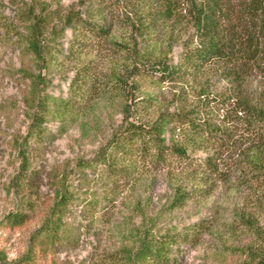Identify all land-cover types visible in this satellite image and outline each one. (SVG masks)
I'll return each instance as SVG.
<instances>
[{"label":"rangeland","instance_id":"1","mask_svg":"<svg viewBox=\"0 0 264 264\" xmlns=\"http://www.w3.org/2000/svg\"><path fill=\"white\" fill-rule=\"evenodd\" d=\"M86 1L0 0V259L134 264L127 252L143 229H196V237L172 246L170 264H253L264 252V177L253 164L258 159L264 166V138L235 109L230 80L217 69L209 78L163 83L133 75V65L144 56L177 60L182 42L190 39L184 19L169 42L162 39L165 32H157L160 50L149 54L134 40L133 28L135 10L149 0H114L99 14ZM69 13L106 23L109 33L94 38L64 27ZM33 23L41 25L40 41L57 49L50 71H39L45 73L49 94L69 96L70 81L79 71H90L94 79V93L77 120L60 127L50 117L40 136L31 134L30 85L19 72L22 67L38 72L23 48ZM75 38L80 47L72 52ZM243 90L247 101L264 106V79L252 73ZM203 96L210 101L206 110L198 106ZM180 109H193L222 130L221 139L190 147L191 157L208 156L216 165L205 178L176 165L137 166L129 175L101 163L88 165L115 130L128 123L150 124L162 112ZM128 163L117 160L114 166L127 168ZM59 190L70 202L59 236L50 244L35 232L54 217ZM181 191L191 197L171 205ZM12 213L22 222H10Z\"/></svg>","mask_w":264,"mask_h":264},{"label":"trees","instance_id":"2","mask_svg":"<svg viewBox=\"0 0 264 264\" xmlns=\"http://www.w3.org/2000/svg\"><path fill=\"white\" fill-rule=\"evenodd\" d=\"M86 3L99 14L109 9L114 0H87ZM135 14L134 40L146 47L145 51L149 54L160 50L156 40L159 38L155 36L157 32H165V36L160 38L169 42L174 38L175 25L182 19L190 31V39L182 42L176 61L160 55L152 58L144 56V60L133 65V75L163 83L204 74L209 78V74L217 69L230 80L237 102L235 109L241 112L247 127L264 138V106L247 101L243 90L252 73L264 79V0H149L147 6L136 9ZM62 24L94 38L107 36L110 28L106 23L99 25L97 21L83 19L74 13L64 17ZM40 26L33 23L28 35L23 38V48L38 72L25 67L19 69L21 76L29 80V100L34 109L30 124L33 136L43 135L46 130L44 123L50 117L58 119L60 127L66 126L68 121L77 120L86 108L89 96L94 93L93 75L88 70L77 72L71 79L69 96H53L45 90L47 83L44 75L50 71L58 56L55 53L57 49L52 51L47 43L40 41L43 36L38 31ZM78 40L75 38L72 52L80 47L76 43ZM209 102L206 97H200L198 106L206 110L210 107ZM221 133L215 122L198 115L193 109L162 112L150 124L128 123L115 130L88 165L101 163L107 170L121 172L122 175H129L137 166L162 168L176 165L205 178L216 170V165L208 156L191 157L190 147L219 140ZM117 160L128 161L127 168H116L114 164ZM253 164L258 168L257 173L264 177L262 163L257 159ZM187 194L178 192L171 205L184 203L191 197ZM69 202L67 193L59 190L54 217L45 220L35 232L50 244L59 236L63 210ZM9 217L12 223L23 220L18 213ZM195 230L153 232L143 229L137 233L135 245L127 252V258L134 264H170L172 246L180 240L196 237ZM0 264L19 263L0 259ZM253 264H264V252Z\"/></svg>","mask_w":264,"mask_h":264}]
</instances>
